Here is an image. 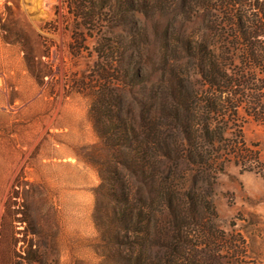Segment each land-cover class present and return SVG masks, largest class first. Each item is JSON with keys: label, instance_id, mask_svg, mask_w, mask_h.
I'll return each instance as SVG.
<instances>
[{"label": "rangeland", "instance_id": "1", "mask_svg": "<svg viewBox=\"0 0 264 264\" xmlns=\"http://www.w3.org/2000/svg\"><path fill=\"white\" fill-rule=\"evenodd\" d=\"M225 1L124 0L119 15L94 23L86 16L84 28L76 18L83 11L65 0H0V264H120L121 235L107 224L113 202L102 188L109 172L125 180L136 210L153 217L150 227L174 223L162 207L167 194L208 198L216 227L238 231L247 246L242 254L264 264V63L244 66L234 24L240 18L256 34L250 42L258 56L264 34L258 12L225 9ZM258 3L264 9V0ZM199 46L234 86L208 88L191 57ZM125 59L135 69L128 74H137L133 83L99 79L126 73L119 64ZM95 93L112 99L109 109L139 141L158 137L164 145L165 159L150 156L157 170L144 168L153 180L114 166L115 151L92 125ZM226 98L234 116L209 114ZM185 112L193 125L189 144L199 130L222 131L216 140L223 153L203 149L205 159L190 165L175 120Z\"/></svg>", "mask_w": 264, "mask_h": 264}, {"label": "trees", "instance_id": "2", "mask_svg": "<svg viewBox=\"0 0 264 264\" xmlns=\"http://www.w3.org/2000/svg\"><path fill=\"white\" fill-rule=\"evenodd\" d=\"M258 1L234 0V3H231V0H226L222 5L225 9L246 6L247 9L258 12V17L261 16L259 17L261 31L264 34V9ZM65 2L68 6L83 11L84 14H78L76 18L83 22L84 28L88 26L85 23L86 16H89L87 19L90 23H94L106 16L112 17V15H115L116 17L126 6L124 0H116L113 6H110L106 0H91L86 7L82 6L81 0H65ZM230 17L233 16L230 15ZM112 19L110 24L116 23L117 20ZM238 19L237 24H234V28L237 27L242 38L240 44H238L242 47L244 53L242 62L244 66L249 64L250 68L254 69L252 65L255 62L264 63V54L262 53L260 56L256 54V46L250 42V39H255L256 34L254 32L249 33L245 24L240 18ZM260 35V33L257 34V36ZM112 54L108 52L110 57H112ZM195 56H197L199 63L197 69L209 89L218 92L225 89V85L227 88L234 86L235 82L231 78H226L227 74L223 68L210 63L211 56L206 53L202 46H199L196 53L191 57ZM117 58L120 59L121 57ZM126 63L127 59L119 62L120 66L126 68V73L122 72L116 78L104 73L99 75V79L104 83L112 81L121 84L125 82L133 83L137 79V74L134 73L133 76L128 74L131 71L134 72L135 69L133 67L128 69ZM259 67L264 69V65ZM91 97L93 100L91 104L92 125L102 144L106 145L108 143V149L115 151L111 155L114 166L117 169H123L127 175L132 176L134 179L145 180L148 178L153 180L155 177L146 174L144 168H151L150 171L157 170L155 161L153 162L150 156L158 160L165 159L167 156L164 152V145L157 140L158 137L150 136V138L145 139V142L139 141L134 132L130 134L125 121L120 116V112L114 114L109 109L110 100L112 99L106 100L103 93H95ZM232 101V98L223 99L218 109L210 108L208 110L209 114L218 116L217 114L221 113L222 117L225 118L234 116L235 113L232 114L228 110ZM254 104H256V100L250 105ZM237 107L238 105L235 103L234 109ZM189 114V112L182 113L181 117L177 118L175 116V120L177 121V129L180 128L179 133L184 136L185 142H188L186 146L188 150L185 152L188 162L190 165H198L199 163L195 159L199 158L202 161L205 159V154H207V152H202L203 149H210L213 155L223 153L224 150H218L219 141L216 140L217 138L222 140L223 136L222 131H212L205 128L199 130V136L189 144V138L192 137L190 129L193 127V125L191 127L186 124ZM196 140L198 142H194ZM147 146H152V148H147ZM122 151L129 152L130 155H119ZM124 181L118 176V172H109L108 176L102 177V188L107 193V201L113 202V208L106 216V221L108 226L116 227L117 234L121 235L119 244L115 245L116 247L119 246L122 254H124L119 258L120 264H261L258 259L250 257L248 254H242L243 249L245 250L247 246L243 236L238 231L225 232L216 227L218 218L208 198L187 192L181 196L179 201L183 203H180L172 193H169L162 197V207L166 209L167 215L165 216H169L174 223L167 225L165 221L164 227L157 225L150 227L149 224L152 222L153 217L150 218L146 213L136 210L133 202L126 196L127 188ZM143 224H146L144 228L141 227ZM170 234L174 235L175 244L168 242ZM153 249H155V253L151 254ZM188 249L194 251V254H185L184 252Z\"/></svg>", "mask_w": 264, "mask_h": 264}]
</instances>
